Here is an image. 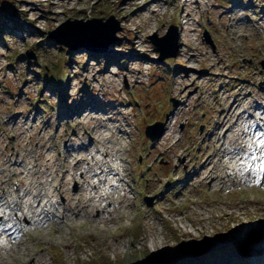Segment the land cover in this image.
Here are the masks:
<instances>
[{
	"label": "rangeland",
	"instance_id": "rangeland-1",
	"mask_svg": "<svg viewBox=\"0 0 264 264\" xmlns=\"http://www.w3.org/2000/svg\"><path fill=\"white\" fill-rule=\"evenodd\" d=\"M110 17L121 30L106 50L69 52L48 38L69 20ZM263 22L264 0H0V196L17 204L0 213V228L7 217L19 227L0 243L2 264H261L264 220L213 219L228 204L262 197L260 184L228 182L221 190L196 175L216 155L220 141L212 135L229 110L264 112ZM171 26L179 48L160 59L151 37ZM149 126L154 136L162 129L158 139L146 136ZM27 130L36 137L29 147ZM79 137L72 146L69 139ZM72 148L93 170L105 158L99 151H113L124 169L112 185L126 194H109L106 185L108 198L86 210L81 183L93 173L74 160L59 173L61 192L42 198L45 210L19 211L25 175L12 160L25 165L28 150L38 149L43 162L50 152L64 163ZM218 171L226 176L221 165Z\"/></svg>",
	"mask_w": 264,
	"mask_h": 264
},
{
	"label": "bare ground",
	"instance_id": "bare-ground-1",
	"mask_svg": "<svg viewBox=\"0 0 264 264\" xmlns=\"http://www.w3.org/2000/svg\"><path fill=\"white\" fill-rule=\"evenodd\" d=\"M262 30L264 31V28H262ZM190 32L191 30L187 29L186 34L184 35L187 41H193L191 39ZM115 75L119 76L120 73L117 72L115 73ZM239 106L240 105H238L235 110H229V112H227V115L223 119V122L219 125V127L214 129L212 137L219 138L220 142L216 143L219 148H216V155L210 157V159L206 161L203 167V172L201 173V170V174L198 173L196 177L198 178V176L200 175L202 182L210 180L211 183L215 182V186L222 185L223 188L221 190L228 188V182H233L234 185L236 181L242 183L253 182L254 184H256L257 182L258 185L260 184V186H258L257 192L262 197L244 200L238 204L236 202L228 204L226 205L228 207L222 210V215L219 218H213L214 220L220 221L230 218L229 220H237L238 222H241L240 219H242V217L244 216H247L249 218L247 222L253 223L254 221L257 222L264 220V112L258 110L249 111L250 109H247L242 113L240 112L236 114V110L239 109ZM89 108L91 107H88V109ZM85 114L87 115L88 112H85ZM82 115L83 113L80 115V117H82ZM121 117H123L121 112L118 111L115 113V121ZM235 117L236 122L232 123ZM111 119L113 120V117H111ZM117 123L119 122L117 121ZM111 125L116 124H113L111 122ZM116 126H112L108 129L109 134H113V130L114 132L117 131ZM19 127L20 123L18 122V120H14V129H16L17 132ZM24 134L25 133H22V135ZM26 134H30V139L28 141V144H26V147H29L31 141L36 140V137L30 130H27ZM105 136V141H109V136ZM69 142L72 144V146H74L76 143H78L79 145L82 142V139L80 137L77 139L71 138L69 139ZM119 146H122V143H119ZM89 147L90 145L86 146V149H88ZM177 147L181 148L182 145L178 144ZM39 148L41 149V146ZM101 148L103 150L105 149L104 144L101 145ZM122 148L123 146L121 147V149ZM28 151L31 156H25L28 158V162L25 163V165H23V161H19V159L16 157L15 161L12 160L11 166H13V168H22L23 172H20V175H25V178L21 179V183L18 185L16 190V194L17 196H19L18 205H20L18 207V210L21 211L22 209H24V206L27 205L28 210H25V213H30L31 215H33L35 214V212L31 210L38 209V212L40 213L47 207V203H49V201L45 202L43 206H40L42 198H45L47 195L53 196L56 192H61L62 178L60 177L59 173L63 169V165L66 164V166H69L72 161L79 159H75V157L72 156L75 154L73 153L75 152L74 148H72V152H67V157L64 158V163H60L59 160L56 159V157L50 152L43 162L42 156L38 152V149H36L35 152H32V149ZM16 152L23 153L25 152V149L24 147H19V150H17ZM98 154H101L102 156L105 155V158L98 162V167L95 170L92 169V167L94 166L93 164H90L88 162L87 158H82L79 160V162H84V165L87 164L86 166H88L89 170L93 173L91 177H85L83 175V182L81 183V187L83 188V195L81 197L85 198L87 195H89L87 198L86 206H84L86 210H89L90 207L97 209L102 201L108 198V196L103 194V188L106 185L110 188H113L112 191H110L111 189L109 188V194H126V190L122 187L121 184L112 185V183L115 182L114 172L119 169H124L120 165L114 163L113 151L108 152V154L99 151ZM120 159V163L125 162L123 158ZM203 160H206V157L203 156L202 161ZM97 161L98 160L94 162ZM1 162L4 163L5 160ZM220 165L224 170V173H226V176L219 178L218 168ZM10 172L13 173L11 168ZM72 179H75V174L72 176ZM94 180L98 182L96 185H94ZM250 185L252 184L250 183ZM93 186L95 191L92 194L90 188ZM234 187L235 186H231V188ZM0 190H4V188H2V184L0 185ZM66 191L67 190H64L63 192ZM35 200H37V202L36 205L33 206L32 204H34ZM69 201H77V203H79L80 199H70ZM11 204L15 207L17 206L15 202L6 201L3 199V197L1 198L0 196V213L6 215V209L13 210ZM250 207L253 208V212L249 211ZM110 208L114 209L113 205ZM107 213L110 214L109 216L111 217L112 212ZM203 216L204 215L200 216V221L204 220ZM13 221L14 220L12 218L7 217L5 223L3 224V228H0V243H3L6 238L13 237L19 230V227L15 223L13 224ZM244 222L245 221H243L241 225H243ZM262 238H264V231ZM252 241L253 239L250 240V243ZM12 246L13 248H11L10 251L13 252L17 244H13ZM22 246L25 247V244H22ZM4 260L6 259H3L2 261L0 260V264H2ZM8 261L9 259L7 260V262ZM240 261L241 259H239V262L237 263L240 264ZM38 263L39 262L36 261V264ZM215 264L224 263L215 262ZM261 264H264V261Z\"/></svg>",
	"mask_w": 264,
	"mask_h": 264
},
{
	"label": "water",
	"instance_id": "water-1",
	"mask_svg": "<svg viewBox=\"0 0 264 264\" xmlns=\"http://www.w3.org/2000/svg\"><path fill=\"white\" fill-rule=\"evenodd\" d=\"M120 22L113 17L109 19L94 18L88 21H67L54 31L48 33V38L58 45L66 47L69 52L86 47L89 50H106L118 41L117 33L120 32ZM151 41L160 53V59L176 57L179 45V33L175 26H171L167 34L151 37ZM163 127L162 124H157ZM159 128V129H160ZM155 126H149L146 136L152 141L158 139L162 129L155 135Z\"/></svg>",
	"mask_w": 264,
	"mask_h": 264
}]
</instances>
